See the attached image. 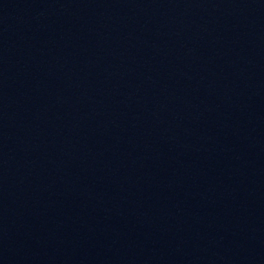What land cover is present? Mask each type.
Wrapping results in <instances>:
<instances>
[{
    "label": "water",
    "instance_id": "95a60500",
    "mask_svg": "<svg viewBox=\"0 0 264 264\" xmlns=\"http://www.w3.org/2000/svg\"><path fill=\"white\" fill-rule=\"evenodd\" d=\"M0 264H264V0H0Z\"/></svg>",
    "mask_w": 264,
    "mask_h": 264
}]
</instances>
